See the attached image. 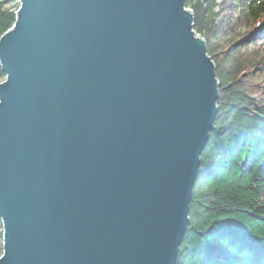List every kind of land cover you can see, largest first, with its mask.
Masks as SVG:
<instances>
[{
  "label": "water",
  "instance_id": "water-1",
  "mask_svg": "<svg viewBox=\"0 0 264 264\" xmlns=\"http://www.w3.org/2000/svg\"><path fill=\"white\" fill-rule=\"evenodd\" d=\"M16 2L0 264H175L218 92L185 0Z\"/></svg>",
  "mask_w": 264,
  "mask_h": 264
},
{
  "label": "trees",
  "instance_id": "trees-1",
  "mask_svg": "<svg viewBox=\"0 0 264 264\" xmlns=\"http://www.w3.org/2000/svg\"><path fill=\"white\" fill-rule=\"evenodd\" d=\"M185 7L218 92L175 264H264V0H185ZM17 9L16 0H0V36Z\"/></svg>",
  "mask_w": 264,
  "mask_h": 264
},
{
  "label": "rangeland",
  "instance_id": "rangeland-1",
  "mask_svg": "<svg viewBox=\"0 0 264 264\" xmlns=\"http://www.w3.org/2000/svg\"><path fill=\"white\" fill-rule=\"evenodd\" d=\"M1 82V81H0Z\"/></svg>",
  "mask_w": 264,
  "mask_h": 264
}]
</instances>
